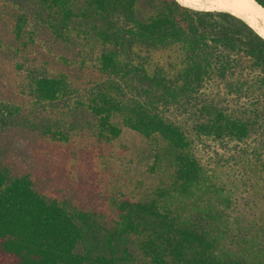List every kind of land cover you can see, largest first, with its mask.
<instances>
[{
    "label": "trees",
    "instance_id": "1",
    "mask_svg": "<svg viewBox=\"0 0 264 264\" xmlns=\"http://www.w3.org/2000/svg\"><path fill=\"white\" fill-rule=\"evenodd\" d=\"M0 23L42 55L25 60L34 104L85 108L99 138L118 135L110 118L119 115L162 143L172 169L157 197L104 206L53 195L26 164L0 157V264H264L223 248L211 207L184 215L173 205L212 185L183 126L160 110L187 114L197 137L257 138L264 171L261 35L227 11L177 0H0ZM3 105L29 126L20 107Z\"/></svg>",
    "mask_w": 264,
    "mask_h": 264
},
{
    "label": "rangeland",
    "instance_id": "2",
    "mask_svg": "<svg viewBox=\"0 0 264 264\" xmlns=\"http://www.w3.org/2000/svg\"><path fill=\"white\" fill-rule=\"evenodd\" d=\"M37 49L21 48L0 23V157L26 164L39 188L74 203L107 206L112 199L146 200L166 191L172 169L160 141L126 127L116 114L110 123L118 135L99 138L96 119L85 108L33 103L25 60L42 56ZM3 104L20 107L29 126H18L21 119ZM160 110L183 126L212 185L193 197L172 198L173 205L184 215L211 207L220 218L223 248L264 262V171L257 162V138L241 144L197 137L187 114L173 106ZM44 125L56 134H43Z\"/></svg>",
    "mask_w": 264,
    "mask_h": 264
},
{
    "label": "bare ground",
    "instance_id": "3",
    "mask_svg": "<svg viewBox=\"0 0 264 264\" xmlns=\"http://www.w3.org/2000/svg\"><path fill=\"white\" fill-rule=\"evenodd\" d=\"M182 5L199 10L227 11L251 26L264 38V8L255 0H177Z\"/></svg>",
    "mask_w": 264,
    "mask_h": 264
}]
</instances>
